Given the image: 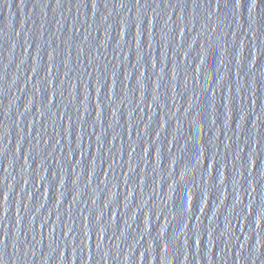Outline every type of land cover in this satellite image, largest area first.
Masks as SVG:
<instances>
[{
  "label": "water",
  "instance_id": "95a60500",
  "mask_svg": "<svg viewBox=\"0 0 264 264\" xmlns=\"http://www.w3.org/2000/svg\"><path fill=\"white\" fill-rule=\"evenodd\" d=\"M0 264H264V0H0Z\"/></svg>",
  "mask_w": 264,
  "mask_h": 264
},
{
  "label": "snow or ice",
  "instance_id": "6c2138e0",
  "mask_svg": "<svg viewBox=\"0 0 264 264\" xmlns=\"http://www.w3.org/2000/svg\"><path fill=\"white\" fill-rule=\"evenodd\" d=\"M251 3L254 6L256 4V0H251ZM235 4L239 7L242 4V0H235Z\"/></svg>",
  "mask_w": 264,
  "mask_h": 264
}]
</instances>
